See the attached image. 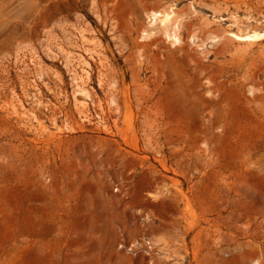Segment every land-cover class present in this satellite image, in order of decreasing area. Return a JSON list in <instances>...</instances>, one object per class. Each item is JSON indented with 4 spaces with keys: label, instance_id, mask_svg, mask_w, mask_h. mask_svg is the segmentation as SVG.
I'll return each instance as SVG.
<instances>
[{
    "label": "rangeland",
    "instance_id": "1",
    "mask_svg": "<svg viewBox=\"0 0 264 264\" xmlns=\"http://www.w3.org/2000/svg\"><path fill=\"white\" fill-rule=\"evenodd\" d=\"M170 6L180 42L144 38ZM239 31L264 0H0V264H264V107L238 91L264 104V40Z\"/></svg>",
    "mask_w": 264,
    "mask_h": 264
},
{
    "label": "bare ground",
    "instance_id": "2",
    "mask_svg": "<svg viewBox=\"0 0 264 264\" xmlns=\"http://www.w3.org/2000/svg\"><path fill=\"white\" fill-rule=\"evenodd\" d=\"M174 8L170 6L167 10L162 11H151L150 13V19H151V27L150 29L144 30V38H151L154 35L162 34L164 37H166L169 41L172 40L174 43H179L180 39L178 36V30H180V16L176 14V12H173ZM218 38V37H217ZM212 40H215L217 42L221 41L220 39H216V37H212ZM225 42L227 43H233L236 42L238 44H244V45H253L254 42H258L261 40H264V32L258 33V32H251V33H242V31L239 32H230L226 37H224ZM211 40V41H212ZM220 45V44H219ZM222 50L226 49L225 43H221L220 45ZM245 49L239 48L240 54L245 53ZM246 77H243V83L241 82V85L238 89L240 92L243 103L246 106H252L256 105L259 108V104L264 107L262 97L261 95L253 90L251 87V79L249 80L247 75ZM86 92L84 90H80L77 93V100H80L79 98L82 96H86Z\"/></svg>",
    "mask_w": 264,
    "mask_h": 264
},
{
    "label": "built area",
    "instance_id": "3",
    "mask_svg": "<svg viewBox=\"0 0 264 264\" xmlns=\"http://www.w3.org/2000/svg\"><path fill=\"white\" fill-rule=\"evenodd\" d=\"M145 248L147 251L151 249V247L149 246V243H147V245H145Z\"/></svg>",
    "mask_w": 264,
    "mask_h": 264
}]
</instances>
